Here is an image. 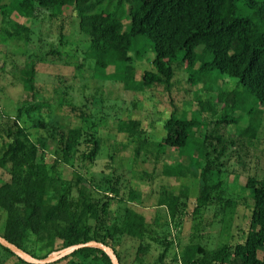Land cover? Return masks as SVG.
<instances>
[{
    "label": "trees",
    "instance_id": "obj_1",
    "mask_svg": "<svg viewBox=\"0 0 264 264\" xmlns=\"http://www.w3.org/2000/svg\"><path fill=\"white\" fill-rule=\"evenodd\" d=\"M39 9L56 19L70 10L77 15L81 31L90 38L87 57L101 79L120 81L127 90L143 91L156 85L169 88L179 65L192 82L202 83L206 74L219 72L245 86L264 113V0H0L5 39L29 41L32 30L19 19L33 20ZM244 10L249 15L244 16ZM141 38L152 44L154 69L137 81L134 63L139 58ZM195 72L199 80L194 78ZM21 73L25 91L34 95L36 63ZM239 100V92L234 90L218 92L215 101L236 107ZM198 104L200 113L215 108L214 102L200 96ZM228 122L226 116L206 122L208 133L200 137L199 122L180 117L174 109L165 121L164 137L158 139L148 133L136 140L135 160L145 162V158L153 157L163 162L167 176L198 179L194 215L201 216L203 209L217 202L223 185L221 170L210 161L208 142L211 138L223 140L220 129ZM93 125L89 128L96 127ZM258 128L250 123L239 134L255 139ZM116 132L130 137L144 133L141 121L134 119L118 121ZM0 137V169L9 174L8 180H0V208L6 214L1 236L40 259L96 240L111 247L123 264L119 246L127 237L139 240L136 260L146 256L150 244L145 238L151 234L152 225L140 211L142 194L132 188L122 192L119 176L104 178V186L87 177L84 167L96 161L103 146L95 129L81 125L66 128L58 116L21 105L17 116L6 121ZM193 141L196 152L188 153ZM169 150L176 151L177 162H168ZM113 158L109 156L107 167ZM65 168L72 169L71 177L65 176ZM244 190L252 208L245 241H235L230 233L235 203L228 201L223 219L225 240L214 250L199 244L181 245L175 262L264 264V175L250 177ZM180 198L168 196L158 204L168 207L174 222L182 204ZM163 245L160 260L174 244L165 237ZM0 249L21 264H29L1 244ZM58 262L112 264L105 252L95 248L78 250Z\"/></svg>",
    "mask_w": 264,
    "mask_h": 264
},
{
    "label": "rangeland",
    "instance_id": "obj_2",
    "mask_svg": "<svg viewBox=\"0 0 264 264\" xmlns=\"http://www.w3.org/2000/svg\"><path fill=\"white\" fill-rule=\"evenodd\" d=\"M243 14L247 16L249 12L244 10ZM19 22L32 30L31 39L6 40L0 14V133L8 118L17 116L21 105L35 108L37 113L58 116L66 128L81 125L98 132L103 146L96 161L84 167L87 177L104 186V178L109 180L119 176L122 192L132 188L142 194L140 211L152 225L151 234L145 238V243L150 244L149 251L141 260H136L139 240L130 237L122 240L119 251L123 264H181L174 260L180 255L181 245L186 244L216 249L226 238L223 219L228 201L235 203L230 233L235 241H245L252 208L244 185L250 177L264 175V113L245 86L219 72L206 74L202 83L192 82L186 69L179 65L169 88L156 85L143 91L127 90L120 81L97 76L94 64L86 54L90 38L81 31L79 18L71 10L66 16L56 19L51 18L49 11L39 9L33 20L21 18ZM129 23V20L125 21L126 28ZM151 45L145 38H141L137 45L140 50L134 63L137 81L142 80L147 70L154 69L155 53ZM33 63L37 69L34 95L25 91L21 80L22 70ZM193 75L196 80L200 79L198 72ZM234 90L240 95L238 106L231 107L230 103L224 107L223 102L215 101L218 92ZM199 96L204 101L214 102L213 112H198ZM174 109H178L180 117L199 122L200 137L208 133L206 122L224 116L229 119L228 124H223L220 129L223 140L211 138L208 142L210 161L221 170L223 185L217 193V202L203 209L201 216L197 217L194 209L199 193L198 179L167 176L163 162H156L153 157L145 158V162L136 161L134 157L136 140L148 133L158 139L165 136L164 124ZM81 118L85 119L84 123ZM123 119L140 120L144 133L135 137L119 134L116 126ZM250 123L259 126L255 139L239 134ZM93 124L96 127L89 128ZM31 132L37 136L35 130ZM195 137L198 139V134ZM194 145L193 141L187 148L188 153L196 152ZM1 147L0 137V153ZM168 154L171 156L169 163L177 162L176 151L169 150ZM111 155L114 156L113 162L107 167ZM64 173L71 177L72 169L65 168ZM8 179L6 170L0 169V180ZM168 196H181L182 204L176 217L178 226L171 219L168 207L158 205ZM5 218L6 214L0 208V233ZM165 237L174 245L160 260L165 250ZM0 264L21 262L0 249Z\"/></svg>",
    "mask_w": 264,
    "mask_h": 264
},
{
    "label": "water",
    "instance_id": "obj_3",
    "mask_svg": "<svg viewBox=\"0 0 264 264\" xmlns=\"http://www.w3.org/2000/svg\"><path fill=\"white\" fill-rule=\"evenodd\" d=\"M0 244L3 247L12 251L14 254H16L18 257L25 260L29 264H50V263H53L55 261H58L59 259H61L63 257L71 255L78 250L85 249V248H95V249L102 250L110 258L112 264H121L120 260L118 258V255L116 254V252L111 247H109L103 243H100L96 240H91V241L86 242V243H80L77 245H73V246L63 248V249L58 250V251H54V252L50 253L47 257L42 258V259L34 257L33 255L29 254L28 252H26L25 250H23L19 246L11 243L9 240H7L5 237H3L1 235H0Z\"/></svg>",
    "mask_w": 264,
    "mask_h": 264
}]
</instances>
